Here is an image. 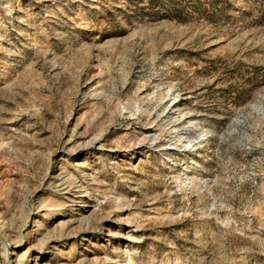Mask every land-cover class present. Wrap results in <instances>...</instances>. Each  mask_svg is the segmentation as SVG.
I'll return each mask as SVG.
<instances>
[{
  "label": "rangeland",
  "instance_id": "rangeland-1",
  "mask_svg": "<svg viewBox=\"0 0 264 264\" xmlns=\"http://www.w3.org/2000/svg\"><path fill=\"white\" fill-rule=\"evenodd\" d=\"M37 263L264 264V0H0V264Z\"/></svg>",
  "mask_w": 264,
  "mask_h": 264
},
{
  "label": "bare ground",
  "instance_id": "bare-ground-1",
  "mask_svg": "<svg viewBox=\"0 0 264 264\" xmlns=\"http://www.w3.org/2000/svg\"><path fill=\"white\" fill-rule=\"evenodd\" d=\"M37 258H38V257H37ZM38 263H39V262H38ZM38 263H37V264H38ZM40 264H41V263H40Z\"/></svg>",
  "mask_w": 264,
  "mask_h": 264
}]
</instances>
